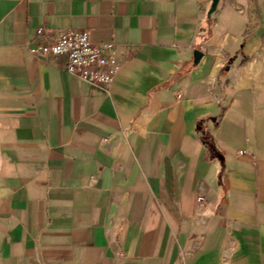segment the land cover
Listing matches in <instances>:
<instances>
[{
	"label": "crops",
	"instance_id": "obj_1",
	"mask_svg": "<svg viewBox=\"0 0 264 264\" xmlns=\"http://www.w3.org/2000/svg\"><path fill=\"white\" fill-rule=\"evenodd\" d=\"M210 4L0 0V264H264V0ZM40 26L111 44L112 86Z\"/></svg>",
	"mask_w": 264,
	"mask_h": 264
},
{
	"label": "built area",
	"instance_id": "obj_2",
	"mask_svg": "<svg viewBox=\"0 0 264 264\" xmlns=\"http://www.w3.org/2000/svg\"><path fill=\"white\" fill-rule=\"evenodd\" d=\"M110 46L95 45L87 30H54L40 26L34 44L28 49L34 54L63 56L66 72L109 89L121 65L107 52Z\"/></svg>",
	"mask_w": 264,
	"mask_h": 264
},
{
	"label": "water",
	"instance_id": "obj_3",
	"mask_svg": "<svg viewBox=\"0 0 264 264\" xmlns=\"http://www.w3.org/2000/svg\"><path fill=\"white\" fill-rule=\"evenodd\" d=\"M219 1L220 0H211V4L208 10V16H211V14L216 10Z\"/></svg>",
	"mask_w": 264,
	"mask_h": 264
}]
</instances>
